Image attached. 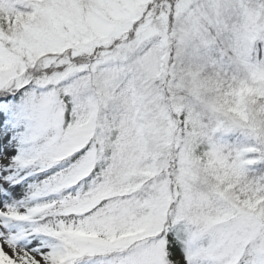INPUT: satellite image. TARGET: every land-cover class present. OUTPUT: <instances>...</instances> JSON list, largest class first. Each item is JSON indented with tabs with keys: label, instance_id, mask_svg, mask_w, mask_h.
<instances>
[{
	"label": "snow or ice",
	"instance_id": "obj_1",
	"mask_svg": "<svg viewBox=\"0 0 264 264\" xmlns=\"http://www.w3.org/2000/svg\"><path fill=\"white\" fill-rule=\"evenodd\" d=\"M0 264H264V0H0Z\"/></svg>",
	"mask_w": 264,
	"mask_h": 264
}]
</instances>
